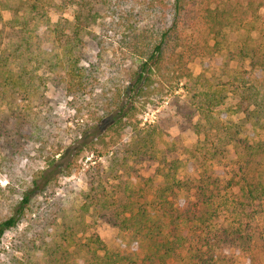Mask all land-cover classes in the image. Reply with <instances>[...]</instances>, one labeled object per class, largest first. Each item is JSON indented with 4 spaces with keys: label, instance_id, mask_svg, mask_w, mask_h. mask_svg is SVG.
<instances>
[{
    "label": "trees",
    "instance_id": "16d2710c",
    "mask_svg": "<svg viewBox=\"0 0 264 264\" xmlns=\"http://www.w3.org/2000/svg\"><path fill=\"white\" fill-rule=\"evenodd\" d=\"M6 1L0 0V163L11 162L23 154L24 140L30 133L40 145L38 151L46 155L48 165L32 180L31 189L22 193L14 213L0 221V241L7 231L18 226L34 195L43 193L56 180L61 164L62 142L49 146L52 138L44 139L46 130L39 123L44 117L41 119L40 113H34L35 100L44 98L41 87L52 80L58 86L63 83V89L72 98L85 99L97 93L99 67L85 58V37L90 34L100 44L101 38L91 28L104 20L108 12L138 3L142 5L138 16L154 12L158 17L147 25L143 17L128 22L133 65L127 71L132 87L124 97H118L115 107L99 116L103 121L105 116L112 115L108 132L86 140L93 156L84 169L88 187L82 193L81 205L85 213L94 211L107 218L129 243L117 248L108 246L93 232L82 241L77 239L74 226L66 222L64 233L70 232L46 250L51 264H215L212 254L221 242L235 245L253 242V235L244 228V220H253L255 208L264 207V119L261 121L264 95H260L261 106L247 113L248 118L257 119L262 134L251 143L241 137V131L230 129L217 116L215 110L224 101L216 100L218 96L209 93L208 85L204 86L199 92V119L194 132L208 153L197 161L196 172L180 159L160 157L156 126L142 127L133 118L134 95L149 96L163 88L165 82L178 88L192 77L177 53V45L172 44L179 39L180 17L193 0H67L74 10L73 20L63 19L56 23L55 29H51V15L42 13L38 4L29 9L19 6L23 4L21 0ZM7 9L13 15L5 21L2 12ZM199 14L217 51L223 50L227 29L246 31V39L237 53L249 60L251 71L264 73V44H256L252 39V33L259 28L257 22H264V0H199ZM43 26L51 32V39L61 52L38 58L36 51L42 43L39 31ZM40 69L45 72L41 74ZM248 90L246 100L259 104L260 92L254 87ZM230 145L241 148L245 168L238 173L220 169L219 159L225 158ZM146 161L158 162L149 179L139 175L137 183L130 176L125 179L116 175L132 166L131 163L142 165ZM143 183H149L152 193L140 194ZM259 214L264 215V211ZM227 215L232 223L224 227L221 219Z\"/></svg>",
    "mask_w": 264,
    "mask_h": 264
},
{
    "label": "rangeland",
    "instance_id": "374dc122",
    "mask_svg": "<svg viewBox=\"0 0 264 264\" xmlns=\"http://www.w3.org/2000/svg\"><path fill=\"white\" fill-rule=\"evenodd\" d=\"M21 1V7L24 5L31 9L34 4H38L42 13L48 12L52 18L51 29H55L56 23L63 19L73 20L74 10L67 0ZM141 8L142 5L138 3L125 4L116 10L119 13L112 11L105 14V19H100L97 26L91 28L101 38L100 44L90 34L85 37V58L88 63L99 67L97 72L100 80L96 85L100 88L97 93L85 99L72 98L63 89V83L58 86L52 80L41 87L44 98L35 100L34 113H40L41 119L44 117L39 123L46 130L44 139L52 138L49 146L55 147L58 145L57 141L62 142L64 149L61 164L56 180L43 193L34 195L32 204L25 209L18 226L4 234L0 241V264H51L46 250L48 246L59 243L63 234L67 236L70 232L68 230L64 233L66 222L74 226L77 239L82 241H85V235L93 232L100 235L108 246L117 248L120 244L129 243V239H124L119 234V228L107 218L100 217L94 211L87 214L81 205L82 193L88 187L84 169L93 156L86 140H94L108 132V125L113 122L112 115L105 116L103 121L99 116L115 107L118 97H124L132 87L127 71L133 65V55L129 48L132 34L128 25L140 17H143L144 24L147 25L158 17L154 12L138 16ZM132 10L134 12L129 15L128 11ZM2 14L5 21L10 20L13 15L9 9L3 10ZM127 14L130 19H127ZM257 26L259 28L252 33V39L256 44H264L263 20H259ZM177 29L179 39L172 45H177V53L189 67L192 77L184 80L178 88L165 82L162 84L163 88L153 91L149 96L134 95L131 107H135L132 111L134 121H140L142 127L156 126L159 156L169 160L180 159L190 170L196 172L199 168L197 161L200 158L202 161L203 155L208 153V148L199 144L200 139L194 132V124L199 119V92L208 85L209 93H215L218 96L216 100L224 101L215 110L217 116L230 129L241 131V137L252 143L253 139H259L262 134L256 124L257 119L254 116L248 118L247 113L256 106H261L264 73L251 71L249 60L241 58L237 53L238 46L246 39V31L227 29L223 50L217 51L214 48V42L200 19L199 0L186 5ZM39 33L42 35V43L41 48L36 51L38 58L44 56L42 54L50 55L60 51L61 48L53 43L51 32L45 26L40 28ZM170 50L171 46L167 55ZM44 72V69H40L41 74ZM50 75L46 74L48 77ZM162 80L164 81L163 77ZM253 87L260 92L257 98L259 104L255 100H246L248 89ZM103 94L106 96L102 97ZM109 139L110 136L107 141ZM24 142L26 146L23 154L11 162L0 163V221L14 213V206L21 201L22 193L31 189L32 180L38 178L40 171L48 165L46 155H41L38 151L40 145L30 133H27ZM240 151L238 146L230 145L225 158L219 159L220 169L238 173L241 168H245ZM131 165L125 170L121 169L116 175L125 179L130 176L129 178H134L139 183V175L146 179L153 177L158 162L146 161L142 165ZM69 166L71 169H67ZM61 169L62 172H59ZM240 177L241 173L238 179ZM152 191L149 183H143L140 194ZM187 202H190L188 196ZM255 209L252 212L255 218L244 220V228L253 235V242L250 245L248 242L237 245L221 242L212 254L215 264H264V215L259 214L261 210L264 211V207ZM221 221L224 227L232 223L231 216L228 215ZM72 250L73 248L70 249Z\"/></svg>",
    "mask_w": 264,
    "mask_h": 264
}]
</instances>
